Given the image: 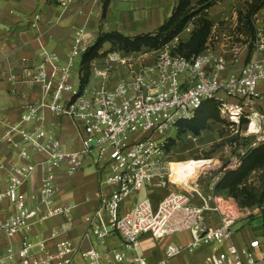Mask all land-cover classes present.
<instances>
[{"label": "built area", "instance_id": "built-area-1", "mask_svg": "<svg viewBox=\"0 0 264 264\" xmlns=\"http://www.w3.org/2000/svg\"><path fill=\"white\" fill-rule=\"evenodd\" d=\"M69 2L60 6L65 9ZM190 30L187 26L179 35ZM179 35L157 50L108 53L92 61L90 77L99 79L101 85L90 90L88 83L82 88L79 84V62L91 46L83 27L74 31L63 56L40 46L38 60L19 72L0 63V83L21 101L20 116L0 123V236L9 241L20 238L17 249L12 244L2 249L0 264H73L76 257L87 264H171L182 254L208 246L215 248L207 264H264L260 241L238 247L232 230L248 215H264V205L241 208L231 197H219L214 191L220 176L240 162L225 167L205 195L194 191L199 201L195 204L183 192L184 183L171 181L173 163L164 154L169 139H163L168 131H177L180 122L192 119L204 102L213 101L218 117L242 140H250L246 150L263 146V43L255 39L252 57L229 74L238 60L236 54L228 63L206 48L187 59L177 53ZM75 66L76 84L72 79ZM117 69L122 72L112 82L110 75ZM33 89L38 91L34 100ZM46 113L69 120L78 135L79 150L65 148ZM9 151L14 153L11 163L5 159ZM92 154L105 173L96 193L97 206L85 218L83 237L104 246L107 238L116 236L130 257L116 248L100 254L92 246L81 250L71 241L56 240L68 230L73 208L56 202L57 177L61 171L67 178L73 176ZM39 167L43 176L38 188L25 194L22 188ZM143 188L165 194L156 202L137 200L122 212L123 202ZM56 216L64 220L58 230L50 232L49 239L55 241L48 248V240L36 228ZM182 234L187 241L168 242L162 257L154 262L140 251L143 236L161 241Z\"/></svg>", "mask_w": 264, "mask_h": 264}, {"label": "crops", "instance_id": "crops-1", "mask_svg": "<svg viewBox=\"0 0 264 264\" xmlns=\"http://www.w3.org/2000/svg\"><path fill=\"white\" fill-rule=\"evenodd\" d=\"M63 1L66 0H0V63L3 68L12 66L18 71L22 66L35 63L38 60L40 46L60 56L65 55L71 45L74 31L78 27L84 28L92 42L99 33L101 24L102 33L117 32L127 37H134L156 31L165 21L164 18H161L160 8L166 0H155L159 6L154 10L143 9L146 0H109L103 15L102 5L105 0H70L65 9L60 6ZM167 2L173 4L174 0H167ZM117 3H126V7L116 11ZM113 13H116V16L112 24L111 15ZM35 15L38 16L37 20L34 19ZM208 16L210 17L209 11ZM214 28L215 24H213L211 34L215 33ZM215 34L225 41H231V38L235 36V33H231V31L221 32L219 29H216ZM187 37L188 35L184 36L181 41L186 40ZM114 81H116V76L112 79V82ZM30 96L33 100L36 99L38 91L33 89ZM20 105L21 101L10 96L6 86L0 83V123L17 119L21 114ZM46 119L53 124L54 135L60 139L65 148L69 150L80 149L78 135L73 131L68 119L58 118L49 113H46ZM5 159L10 163L13 162V151L7 152ZM104 173L105 171L97 164L93 154L83 159L81 170L73 176L67 178L64 176L63 171L59 173L57 177L59 190L55 200L60 205H72L73 208L70 213L71 221L68 230L58 236L56 240L71 241L74 246L81 250L92 246L100 251V246L95 245L92 238L86 239L83 235L86 228L85 218L97 206L96 193L99 190V181ZM42 176V169L39 167L31 180L24 185L22 191L28 194L36 190ZM2 179L3 177L0 176L1 182ZM129 209H122L121 211L125 212ZM258 217L264 218V215ZM63 220L61 216L52 217L36 228L39 236L48 240V248H51L55 241L49 239L50 232L58 230ZM240 232L244 240L242 242L234 234L233 242L236 246H245L252 240H258L264 249V237L261 241L253 235L249 228H245L243 225L240 227ZM262 233L264 235V232ZM19 239V237H15L9 241L0 236V255L3 254L2 249L9 244L17 249ZM147 240L151 239L146 236L141 237L140 251L148 257L146 254L148 249L143 244ZM107 243L112 246L116 243L118 247H121V242L116 236L107 238L104 246ZM112 248L116 247L106 249ZM200 257L207 264L206 258L208 255H201ZM171 264H176L174 259Z\"/></svg>", "mask_w": 264, "mask_h": 264}, {"label": "rangeland", "instance_id": "rangeland-1", "mask_svg": "<svg viewBox=\"0 0 264 264\" xmlns=\"http://www.w3.org/2000/svg\"><path fill=\"white\" fill-rule=\"evenodd\" d=\"M201 0H190L192 8L197 9V2ZM203 5L206 7L204 13L207 18L215 24L214 31L219 29L221 32L231 31L235 33L231 41L223 40L222 38L216 36L215 33L211 34L209 41H207L206 48L210 51L222 56L224 60L228 63L233 62L234 56L236 54L237 62L234 63V67L230 68V73H235L240 65L246 63L252 57V48L255 39H259L264 46V0H203ZM128 4V3H127ZM176 1L173 4H168L167 0L164 5L161 6V18L167 20L171 15L172 8L175 7ZM255 4L256 11L251 18L252 25L255 29L254 38L249 36L247 33L242 34L240 28L245 32V14L247 12L248 6ZM146 6V7H145ZM157 6L155 0H146L144 8L145 10H154ZM173 6V7H172ZM117 10H121L126 7V3L116 4ZM208 11L210 12V17L208 16ZM116 13L111 15V22L114 23ZM240 20L241 23L238 21ZM192 29L191 25H188ZM102 24L99 26V34H102ZM213 29V28H212ZM157 30V29H156ZM149 32V33H154ZM188 34L184 33V36ZM180 36V41L183 40L184 36ZM216 37V38H215ZM97 36L95 37V39ZM95 39L91 42L94 43ZM258 40V41H259ZM110 46L108 44L103 45L100 53H103L104 58L109 52ZM148 50H142L139 53H143ZM264 54V53H263ZM100 63V61H99ZM97 63V64H99ZM91 68V66H90ZM76 72L77 67L75 66L74 72L72 74L73 83L76 84ZM121 69L111 73V78L118 79L120 77ZM101 85V81L97 78L90 77L87 89L98 88ZM177 133V134H176ZM163 139L168 140V149H164V154L166 161L170 163L185 162L188 160H194L200 162V167L195 171L192 178L187 181L186 187L182 188L183 192L192 197V201L195 204H199L198 198L194 191H198L200 194L205 195L209 188L212 180L215 177H219L223 172V169L227 167L230 163L240 162V165L230 171L237 170L243 160L255 149L261 146H253L249 150H246L248 145H250V140H242L239 133L234 129L228 127L219 117L217 121H209L205 130H202L199 135L192 136L189 133H178L175 130H170L163 136ZM228 171V172H230ZM225 174V173H224ZM223 176H220V179ZM219 179V180H220ZM215 191V190H214ZM264 191V160L255 165L251 171L248 172L246 177L234 187L230 193L227 194L226 191L218 190L215 193L219 197H231L239 207L247 209H256L260 204V196ZM165 194L164 190H151L143 188L139 193L131 194L122 204V209H129L133 207L137 200H142L145 198H150L153 202L160 199ZM244 220L242 223H240ZM239 221L233 227V236L237 235L243 242V237L240 232L241 225L245 228H249L253 235L258 237L261 241L264 235V218L258 217V215L246 216ZM173 241L174 243H184L187 241L186 235H175L173 237L165 238L161 241H151L147 240L145 244L148 251L146 254L150 261L158 260L162 255V246H165L168 242ZM115 245L100 246V254L104 252V249L109 247H116L120 252L124 253L126 257H130L131 252L125 247H118ZM119 244V243H118ZM215 247L208 246L197 249L192 254H182L174 261L176 264H205V260L201 258V255H209ZM103 250V251H102ZM198 255V256H197ZM147 257V256H146ZM73 264H87L85 261L76 257Z\"/></svg>", "mask_w": 264, "mask_h": 264}, {"label": "trees", "instance_id": "trees-1", "mask_svg": "<svg viewBox=\"0 0 264 264\" xmlns=\"http://www.w3.org/2000/svg\"><path fill=\"white\" fill-rule=\"evenodd\" d=\"M176 4L171 15L165 20L154 33L140 34L134 37H127L117 32L102 33L97 35L94 43L81 56L79 62V84L84 87L90 78V64L92 61L103 56L100 53L103 45L110 46L109 53L131 54L139 53L142 50L153 51L161 48L163 45L171 42L177 37L185 27L192 26L188 37L180 41L177 53L184 58L194 57L206 49V44L213 28L212 22L204 13V1L197 2V9L192 8L190 0H175ZM109 0H105L102 5V15L105 12ZM256 11L255 4L248 6L244 16V29L240 28L242 34L247 33L254 38L255 29L252 25L251 18ZM239 23L240 20L238 21ZM218 115L213 101L204 102L195 116L178 124V133H189L197 136L202 130H205L209 121H217ZM177 134V133H176ZM168 149V143L165 146ZM264 160V145L253 150L242 162L241 166L235 170L226 172L215 185V191H226L227 194L234 190L253 167ZM260 205H264V191L260 196ZM259 205V206H260Z\"/></svg>", "mask_w": 264, "mask_h": 264}, {"label": "bare ground", "instance_id": "bare-ground-1", "mask_svg": "<svg viewBox=\"0 0 264 264\" xmlns=\"http://www.w3.org/2000/svg\"><path fill=\"white\" fill-rule=\"evenodd\" d=\"M198 167H200V162L194 160L171 164V181L176 185H181L182 183L186 185L187 181L192 178Z\"/></svg>", "mask_w": 264, "mask_h": 264}]
</instances>
